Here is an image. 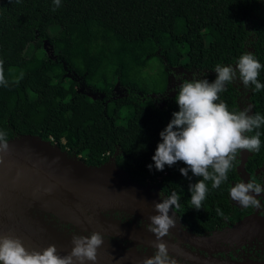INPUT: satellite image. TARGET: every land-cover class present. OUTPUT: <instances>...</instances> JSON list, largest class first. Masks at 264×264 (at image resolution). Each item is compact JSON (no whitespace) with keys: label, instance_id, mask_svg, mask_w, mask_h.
<instances>
[{"label":"trees","instance_id":"1","mask_svg":"<svg viewBox=\"0 0 264 264\" xmlns=\"http://www.w3.org/2000/svg\"><path fill=\"white\" fill-rule=\"evenodd\" d=\"M45 42L55 59L41 54ZM246 52L264 65V0H61L60 7L54 0H0V132L7 144L42 140L88 169L119 173L154 203L175 191L180 208L169 211L175 227L210 236L254 209L234 202L229 189L246 173L264 175V125L249 133L260 132L259 152L241 151L219 188L206 181L200 210L190 203L189 184L202 178L182 176L183 162L157 171L152 157L159 133L179 111L172 90L185 79L213 81L217 64L235 66ZM65 71L78 78L79 88ZM258 80L264 84V68ZM220 100L231 111L264 116V89L239 79L226 85ZM15 207L42 239L58 246H73V235L93 233L38 207ZM99 215L153 235L145 228L152 215L144 212L105 205ZM101 235V248L121 256L136 251L140 264L142 247L150 257L155 251L132 250L129 239ZM163 240L184 248L172 231Z\"/></svg>","mask_w":264,"mask_h":264},{"label":"clouds","instance_id":"2","mask_svg":"<svg viewBox=\"0 0 264 264\" xmlns=\"http://www.w3.org/2000/svg\"><path fill=\"white\" fill-rule=\"evenodd\" d=\"M54 5L60 7L61 0H54ZM262 68L264 65L255 55L246 52L235 66L217 64L213 81L207 78L185 79L178 90H172L177 93L175 102L179 111L172 114L171 121L159 133L161 142L152 160L157 171L183 162L186 167L179 169L182 176L191 180L188 175L191 172L193 176L202 178L189 184L190 203L196 210L202 208L208 194L206 181L212 182L213 189L219 188L228 179V173L241 151H260V132L249 133L264 125V116L259 113L249 115L250 109L231 111L220 100V94L226 90V85L237 79L245 87L254 85L255 91L264 89V84L258 80ZM7 148L5 134L0 132V151ZM147 167L151 171L153 165ZM261 193H264V187L255 180L238 182L229 189L230 198L241 207H259L257 197ZM161 200L154 203V211L158 214L150 216V223L145 226L156 240L153 242V256L146 258L143 264H177L169 255L163 238L176 226L177 221L169 215V211L173 207L174 212L180 208V196L173 191ZM216 213L224 215L220 208L216 209ZM103 243L104 237L97 232L89 236L73 235L71 252L61 256L55 245L41 251H29L18 237L0 235V264H85L86 261L95 264L97 249Z\"/></svg>","mask_w":264,"mask_h":264},{"label":"water","instance_id":"3","mask_svg":"<svg viewBox=\"0 0 264 264\" xmlns=\"http://www.w3.org/2000/svg\"><path fill=\"white\" fill-rule=\"evenodd\" d=\"M243 158L246 154L242 155ZM241 163V169L243 168ZM15 203L38 207L71 225L100 234L116 235L136 245L153 247L154 235L99 215L102 206H121L145 215H156L154 202L143 190L123 180L119 173L108 169L91 170L76 159H67L60 149L42 140L21 139L0 151V235L18 237L29 251H41L55 245L58 255H68L73 246H58L42 239L21 217ZM264 224L255 215L245 218L242 225ZM189 243V236L180 229H170ZM169 255L194 264H226L203 258L181 249L166 240ZM85 264H92L86 261ZM95 264H140L132 256H121L109 248L97 249ZM229 264V263H227Z\"/></svg>","mask_w":264,"mask_h":264},{"label":"flooded vegetation","instance_id":"4","mask_svg":"<svg viewBox=\"0 0 264 264\" xmlns=\"http://www.w3.org/2000/svg\"><path fill=\"white\" fill-rule=\"evenodd\" d=\"M245 175H247V178L243 182L247 183L249 180H255L264 187V175L261 177H256L250 173ZM257 199L260 202L259 207H254L250 213L236 220L231 226L210 236H192L180 229L193 242L189 243L183 240L184 243H181V245L184 248H180L200 257L210 258L226 264H264V224L259 226L256 224L254 226L242 225L243 220L253 216V214L264 222V193H261ZM125 244L128 247L129 244ZM130 244L132 250H136L138 246H146L141 244L136 245L134 248L132 241ZM140 250L145 259L150 258L146 248L142 247ZM175 260L177 264H194L181 258Z\"/></svg>","mask_w":264,"mask_h":264},{"label":"rangeland","instance_id":"5","mask_svg":"<svg viewBox=\"0 0 264 264\" xmlns=\"http://www.w3.org/2000/svg\"><path fill=\"white\" fill-rule=\"evenodd\" d=\"M41 54L45 55L46 57H48L50 59H55V54L52 52L50 46L46 42L44 43V46H43ZM152 67L154 68V70H156V69L158 70V69H160V64H158L156 62H153ZM65 78L75 82L76 84H78V88H79V80L73 74L65 71ZM135 78H136L135 75H132L130 77V82L132 84L135 83ZM91 97L95 98L96 96L92 95Z\"/></svg>","mask_w":264,"mask_h":264}]
</instances>
